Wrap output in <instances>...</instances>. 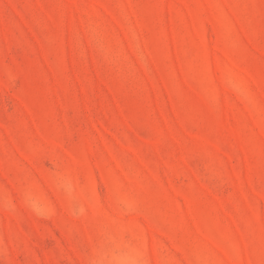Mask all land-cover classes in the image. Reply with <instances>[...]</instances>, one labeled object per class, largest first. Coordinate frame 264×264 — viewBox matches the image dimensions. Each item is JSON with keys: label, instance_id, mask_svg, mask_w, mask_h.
I'll list each match as a JSON object with an SVG mask.
<instances>
[{"label": "rangeland", "instance_id": "1", "mask_svg": "<svg viewBox=\"0 0 264 264\" xmlns=\"http://www.w3.org/2000/svg\"><path fill=\"white\" fill-rule=\"evenodd\" d=\"M0 264H264V0H0Z\"/></svg>", "mask_w": 264, "mask_h": 264}]
</instances>
